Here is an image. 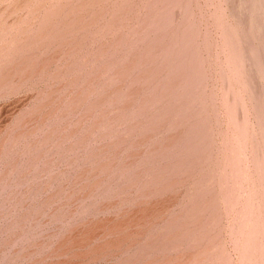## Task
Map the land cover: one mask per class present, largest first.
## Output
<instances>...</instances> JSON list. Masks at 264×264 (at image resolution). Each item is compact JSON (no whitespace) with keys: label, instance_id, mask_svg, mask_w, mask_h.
<instances>
[{"label":"rangeland","instance_id":"obj_1","mask_svg":"<svg viewBox=\"0 0 264 264\" xmlns=\"http://www.w3.org/2000/svg\"><path fill=\"white\" fill-rule=\"evenodd\" d=\"M0 264H264V0H0Z\"/></svg>","mask_w":264,"mask_h":264}]
</instances>
